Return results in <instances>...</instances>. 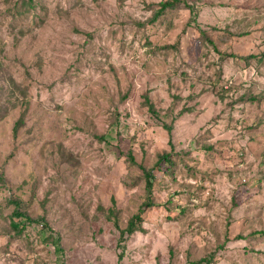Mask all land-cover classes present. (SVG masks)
<instances>
[{"label":"rangeland","instance_id":"374dc122","mask_svg":"<svg viewBox=\"0 0 264 264\" xmlns=\"http://www.w3.org/2000/svg\"><path fill=\"white\" fill-rule=\"evenodd\" d=\"M166 1L0 0V264H264V0Z\"/></svg>","mask_w":264,"mask_h":264},{"label":"trees","instance_id":"16d2710c","mask_svg":"<svg viewBox=\"0 0 264 264\" xmlns=\"http://www.w3.org/2000/svg\"><path fill=\"white\" fill-rule=\"evenodd\" d=\"M184 3L185 5H187L188 9H190L191 11V21L189 24H195L197 26H199V22H198V12L195 6L190 5L187 3V0H168L164 3H162V9H160L156 15L155 18H159L164 12H166L168 9H173L175 7H177L179 4ZM202 35L204 37L207 38L208 41H210V43L212 45H214V43H212V40L209 38V36L207 35L206 31H201ZM147 103L150 106V109L153 110V112H155L154 110V106L151 103V101L149 99H147ZM157 113V112H155ZM21 120H19V122L16 123L15 127H14V131H16L17 126L19 125ZM170 133H172V127L171 126H167ZM172 140V139H171ZM171 146L173 147V144L171 142ZM174 148V147H173ZM172 154L171 153H164L161 155H158V160L156 162V164L153 167H147L145 165H142V170L144 172V179H145V183H146V199L144 201V203L142 204V206L140 207L139 211L137 214H135L133 216V218H131V220L128 223V226L125 230H122L120 228L119 222L117 221L116 217H115V208H111L110 209V216L109 218L111 220L114 221L116 227L120 230H122V233L131 235L136 231H142V224H143V215L146 213V210L148 209H152L154 206H156L157 203H155L154 201V191H155V181H156V174L159 172H162V165L163 163H172L171 160ZM129 158L130 160L134 163L136 161V158L134 156V154L132 152L129 153ZM2 179V175H0V180ZM12 204L15 206V209L12 213V218H18V219H23V222H19L17 224H15L14 222H12V227L15 230H18L19 233H22L23 230L26 227V221L31 220V221H38L40 220L39 218H33L31 217L27 212H25L24 210L22 211L20 209V202L18 201H12ZM44 218H42L43 220ZM256 234H264L263 232H258ZM239 239H242V237H239ZM202 262V261H201Z\"/></svg>","mask_w":264,"mask_h":264}]
</instances>
